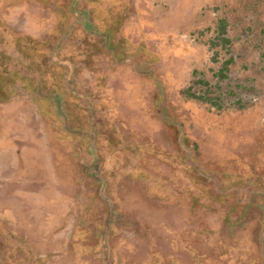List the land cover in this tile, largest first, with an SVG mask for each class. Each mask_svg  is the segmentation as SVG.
Here are the masks:
<instances>
[{"label": "rangeland", "instance_id": "1", "mask_svg": "<svg viewBox=\"0 0 264 264\" xmlns=\"http://www.w3.org/2000/svg\"><path fill=\"white\" fill-rule=\"evenodd\" d=\"M0 264H264V0H0Z\"/></svg>", "mask_w": 264, "mask_h": 264}, {"label": "trees", "instance_id": "2", "mask_svg": "<svg viewBox=\"0 0 264 264\" xmlns=\"http://www.w3.org/2000/svg\"><path fill=\"white\" fill-rule=\"evenodd\" d=\"M214 33H215L214 38L209 41V47L212 49H215L214 54L217 56V54H218L217 48H227L229 43H230L229 39L226 36V34H227V21L225 18H221V19L217 20ZM213 59H215V58H213ZM226 69L227 68L224 66L215 74L218 80H223L226 78V73H225ZM197 74L200 77L197 80H195L194 82H192V85H190L186 89L182 90L181 91L182 94H185V96L187 98H192V99H196L198 101L207 102L211 105H217L215 100H213V98L208 96V94L204 93V94H198L197 95L194 92H191L193 85H202V86L208 85V82L201 77L202 74H200L196 70H193V76H196Z\"/></svg>", "mask_w": 264, "mask_h": 264}]
</instances>
